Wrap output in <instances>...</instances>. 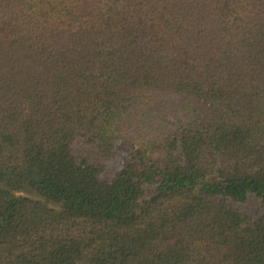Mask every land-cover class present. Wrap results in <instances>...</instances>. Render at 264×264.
Returning a JSON list of instances; mask_svg holds the SVG:
<instances>
[{
	"label": "trees",
	"instance_id": "trees-1",
	"mask_svg": "<svg viewBox=\"0 0 264 264\" xmlns=\"http://www.w3.org/2000/svg\"><path fill=\"white\" fill-rule=\"evenodd\" d=\"M248 201L264 0H0V264H264Z\"/></svg>",
	"mask_w": 264,
	"mask_h": 264
},
{
	"label": "rangeland",
	"instance_id": "rangeland-1",
	"mask_svg": "<svg viewBox=\"0 0 264 264\" xmlns=\"http://www.w3.org/2000/svg\"><path fill=\"white\" fill-rule=\"evenodd\" d=\"M77 145L78 143L75 142L73 150H74L75 155L79 156L82 154V152L78 150ZM116 150H117V155L120 157L122 152H121V146L119 144L116 146ZM239 207L242 211H245L247 213L258 214V215H261L264 213V207H262L260 204L254 201H248L245 204L239 205Z\"/></svg>",
	"mask_w": 264,
	"mask_h": 264
}]
</instances>
